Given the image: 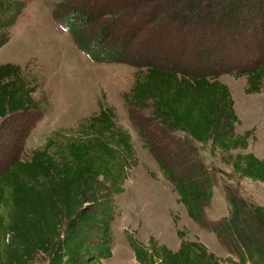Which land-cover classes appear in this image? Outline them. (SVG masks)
<instances>
[{"label":"trees","instance_id":"1","mask_svg":"<svg viewBox=\"0 0 264 264\" xmlns=\"http://www.w3.org/2000/svg\"><path fill=\"white\" fill-rule=\"evenodd\" d=\"M110 1L141 3L139 10L121 5L102 11L97 1L87 3L91 7L75 11L72 27L57 22L76 26L77 34L88 22L99 25L97 42L83 48L94 61L123 62L129 51L134 54L129 62L137 68L135 80L123 94L132 126L174 184L188 216L213 231L230 253L220 257L178 230L175 250L154 237L144 243L128 235L136 259L140 264H264V204L231 192L228 215L208 218L216 179L195 146L210 144L234 174L264 182V157L237 151L249 146L255 129L236 132L240 118L232 90L220 79L221 72L232 71L247 76V93L263 89L264 0ZM25 6L0 0V48ZM120 22L138 26L131 31ZM149 24L162 29L134 46ZM112 29L128 31L130 40L121 35L108 43ZM40 87L27 68L0 63V145L10 135L3 130L6 121L41 112V100L34 97ZM118 121L115 108L104 103L76 133L61 139L49 135L29 157L20 155L25 156L26 136L37 121L21 129L14 154L0 150V264H33L39 253L48 257L47 264H102L112 256L116 197L136 162L132 134ZM177 132L186 142L167 152L160 135ZM174 151L180 159L169 155Z\"/></svg>","mask_w":264,"mask_h":264},{"label":"rangeland","instance_id":"2","mask_svg":"<svg viewBox=\"0 0 264 264\" xmlns=\"http://www.w3.org/2000/svg\"><path fill=\"white\" fill-rule=\"evenodd\" d=\"M16 1L25 2L26 6L12 26L8 42L0 48V63L13 62L28 69L30 78L41 85L34 97L41 100L42 110H32L31 118L16 117L6 121L3 130L10 135L6 137L5 144L0 145V150L5 154H14L18 141L23 136L21 129L28 128L37 121L26 136L25 156L20 155L29 157L36 147L44 144L49 135H57V138L61 139L65 138V134L76 133L82 120L97 113L104 103H109L118 114L119 124L132 134L136 162L128 171L124 192L116 197L117 214L112 224L113 254L104 259L102 264H140L130 246L128 235H134L135 239L144 243L154 237L159 244H165L175 250L181 242L178 230L185 232V239L202 241L218 256H228L230 253L220 243L216 234L198 225L188 216L174 184L165 178L153 154L143 145L141 136L132 126L123 94L130 90L135 80L134 73L137 68L129 62L134 54L129 51L128 61L125 59L123 62L94 61L83 48L90 50L92 46L88 44L97 42L99 25L88 22L77 34L74 32L76 26L69 29L57 22L61 19L72 27L70 23L76 17L75 11L77 8L83 11L91 7L87 6V3L90 5L97 1L95 6L102 11L103 8L116 9L121 5L138 7L139 10L141 2L125 1L119 5V1L110 0ZM146 13L144 11L142 16L146 17ZM102 16L106 19L107 15ZM130 19L132 21V18ZM120 23L128 28L132 27L131 31L138 26ZM148 28L150 30L146 34L132 41L134 46L137 42H140L138 46H141V41L148 34L157 33L162 29L150 24ZM112 31L115 33L113 32L114 36L108 43L121 35L130 40L128 31ZM62 66L65 70H62ZM220 79L232 90L235 109L240 118L236 132L243 133L254 128L257 135L249 139L246 149L237 151H250L263 158L264 87L260 92L247 93V76H237L232 71L221 72ZM160 136L164 137L161 146L167 152L175 145L186 142L183 140L184 134L180 132L166 136L162 133ZM195 146L216 179L214 198L207 208L208 218L216 220L228 215L230 205L227 197L231 192L249 203L264 204V182L234 174L232 168L223 161V156L218 151L211 150L210 144L195 143ZM169 155L175 160L181 157V153L175 151ZM47 263L48 257L43 253H39L33 262Z\"/></svg>","mask_w":264,"mask_h":264},{"label":"crops","instance_id":"3","mask_svg":"<svg viewBox=\"0 0 264 264\" xmlns=\"http://www.w3.org/2000/svg\"><path fill=\"white\" fill-rule=\"evenodd\" d=\"M75 45V44H74ZM76 46V45H75ZM77 47V46H76ZM78 48V47H77ZM53 56H55V55H53ZM51 65V64H50ZM57 71H58V69H56ZM62 70H65L64 69V67L62 66ZM235 104V103H234ZM237 112V111H236ZM238 114V113H237ZM239 116V115H238ZM257 136V135H256ZM259 151H261L260 149H259ZM258 154V153H257Z\"/></svg>","mask_w":264,"mask_h":264}]
</instances>
